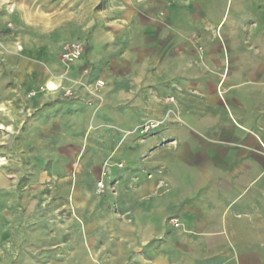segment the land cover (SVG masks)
Here are the masks:
<instances>
[{
  "label": "crops",
  "instance_id": "1",
  "mask_svg": "<svg viewBox=\"0 0 264 264\" xmlns=\"http://www.w3.org/2000/svg\"><path fill=\"white\" fill-rule=\"evenodd\" d=\"M30 1L0 0L14 53L0 45V73L17 68L26 89L59 87L35 101L54 114L41 126L80 134L71 160L86 180L71 207L88 254L105 264H264V0H126L89 36L32 24L46 12L32 14ZM64 42L84 43L72 67L103 82L99 108L57 100ZM148 121L159 126L142 134Z\"/></svg>",
  "mask_w": 264,
  "mask_h": 264
},
{
  "label": "rangeland",
  "instance_id": "2",
  "mask_svg": "<svg viewBox=\"0 0 264 264\" xmlns=\"http://www.w3.org/2000/svg\"><path fill=\"white\" fill-rule=\"evenodd\" d=\"M30 2L32 14L46 12L45 16H32V24L39 23L47 29L61 26L64 36L73 31L89 36L94 24L103 20V14L128 7L126 0ZM7 28L0 32V45L4 54L12 55L3 44L10 30ZM67 44L64 42L58 52ZM14 48L15 55L22 52L18 42ZM6 59L0 58V64L4 65ZM59 60L63 71L57 77L62 84L57 100L99 108L103 82L90 83L85 80L86 66L73 68L76 62ZM13 74L5 69L0 73L1 89L5 92L0 96V264H105L102 257L88 254L86 240H77L73 225L77 211L71 207L72 188L86 180L75 171L79 161L76 157L71 160L72 139L80 134H72L69 127L62 130L60 137L53 126H41L48 109L45 111L44 105L35 98L50 91H43L38 84L26 89L22 80L12 79L18 74L17 68ZM47 112V120L54 119V114ZM62 113L65 116L66 109ZM95 129L90 123L81 136L87 138ZM96 187L97 194L102 195V182L98 181ZM82 215L80 211L79 216Z\"/></svg>",
  "mask_w": 264,
  "mask_h": 264
},
{
  "label": "built area",
  "instance_id": "3",
  "mask_svg": "<svg viewBox=\"0 0 264 264\" xmlns=\"http://www.w3.org/2000/svg\"><path fill=\"white\" fill-rule=\"evenodd\" d=\"M84 49H85V46H84V43L82 42H74V43L67 44L62 48L61 55H60L61 60L67 63L77 62L78 60H80V58L84 54ZM66 95H69V92H67ZM158 126H159V123L148 121L145 124H143L139 128V130L142 134H145L153 129H156ZM170 222L174 224V226L178 225L177 220L175 219H171Z\"/></svg>",
  "mask_w": 264,
  "mask_h": 264
},
{
  "label": "bare ground",
  "instance_id": "4",
  "mask_svg": "<svg viewBox=\"0 0 264 264\" xmlns=\"http://www.w3.org/2000/svg\"><path fill=\"white\" fill-rule=\"evenodd\" d=\"M101 83V82H100ZM99 84V83H98ZM43 91L48 90V91H55L58 89V86L56 83H54L53 81L51 80H48L45 84V87H42L41 88Z\"/></svg>",
  "mask_w": 264,
  "mask_h": 264
}]
</instances>
